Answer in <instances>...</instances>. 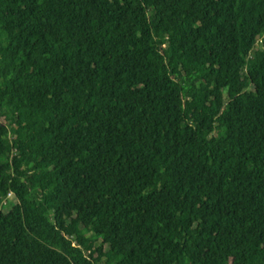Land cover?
Wrapping results in <instances>:
<instances>
[{
	"label": "trees",
	"instance_id": "16d2710c",
	"mask_svg": "<svg viewBox=\"0 0 264 264\" xmlns=\"http://www.w3.org/2000/svg\"><path fill=\"white\" fill-rule=\"evenodd\" d=\"M0 264H264V0H0Z\"/></svg>",
	"mask_w": 264,
	"mask_h": 264
},
{
	"label": "built area",
	"instance_id": "2783aa9c",
	"mask_svg": "<svg viewBox=\"0 0 264 264\" xmlns=\"http://www.w3.org/2000/svg\"><path fill=\"white\" fill-rule=\"evenodd\" d=\"M12 197V192H9L8 194H7V197L6 198H11Z\"/></svg>",
	"mask_w": 264,
	"mask_h": 264
}]
</instances>
